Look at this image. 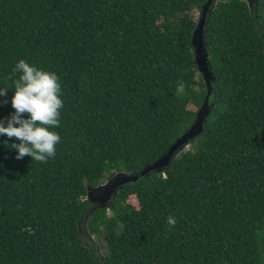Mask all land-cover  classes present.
Wrapping results in <instances>:
<instances>
[{"label": "trees", "instance_id": "1", "mask_svg": "<svg viewBox=\"0 0 264 264\" xmlns=\"http://www.w3.org/2000/svg\"><path fill=\"white\" fill-rule=\"evenodd\" d=\"M249 1L206 17L202 133L91 216L95 243L87 183L153 164L197 120L209 87L194 12L208 0H0V117L20 59L59 76L65 104L48 164L0 136V264H264V0Z\"/></svg>", "mask_w": 264, "mask_h": 264}, {"label": "clouds", "instance_id": "2", "mask_svg": "<svg viewBox=\"0 0 264 264\" xmlns=\"http://www.w3.org/2000/svg\"><path fill=\"white\" fill-rule=\"evenodd\" d=\"M13 72L19 73L11 88L14 89L11 97L14 111L0 117V136L17 138L19 142L4 141L16 150L17 159L29 155L36 163L48 164L56 158L62 143L61 137L50 131L62 127L65 104L61 79L55 73L24 59L15 63ZM183 87L182 83L179 84L178 91H182ZM8 90L0 87V97L5 98L0 103H8ZM167 223L175 225L176 218L168 216Z\"/></svg>", "mask_w": 264, "mask_h": 264}, {"label": "water", "instance_id": "3", "mask_svg": "<svg viewBox=\"0 0 264 264\" xmlns=\"http://www.w3.org/2000/svg\"><path fill=\"white\" fill-rule=\"evenodd\" d=\"M214 0H208L207 4L203 7L202 20L197 23V29L193 37V45L195 47V60L199 71L202 73L207 86L209 87L207 98L198 112L197 120L194 122L189 132L182 136L177 142L171 146L168 152L155 161L153 164L145 166L142 170L138 172H117L113 177L109 178L107 183H102L96 187L91 186L87 183L88 195L87 200L92 204L97 202L95 196L99 192L105 196L104 200L110 199L108 205L97 206L94 213L100 209L110 208L113 200L118 196V194L123 189L124 185L131 182H136L140 177L146 176L150 173H162L166 168L172 166L174 160L178 155L183 152V148L190 143V140L200 135L203 131V124L206 121V117L209 114L210 108L208 106V96L210 93L211 82L214 80L213 73L211 71L210 64L208 62L209 54L206 50V43L204 41L203 30L205 27L206 13L210 12V6ZM202 41V42H201ZM204 43V45H203ZM113 196V197H112ZM101 202V201H99ZM91 210V209H90ZM91 213V211L89 212Z\"/></svg>", "mask_w": 264, "mask_h": 264}, {"label": "rangeland", "instance_id": "4", "mask_svg": "<svg viewBox=\"0 0 264 264\" xmlns=\"http://www.w3.org/2000/svg\"><path fill=\"white\" fill-rule=\"evenodd\" d=\"M216 1H218V0H214V2H216ZM249 3H250V1L249 0H247ZM250 5H251V3H250ZM209 14V11L206 13V15H208ZM202 16H203V11L201 12V11H195L194 12V18H195V20H196V22L197 23H199L200 22V20H202ZM202 42V41H201ZM203 45H204V43H203ZM199 73L202 75V73H201V71H199ZM189 108L190 109H192V110H196V107L195 106H193V105H190L189 106ZM190 144H188V145H186L184 148H183V151H186V150H188L189 148H190V146H189ZM109 179H107L104 183H107V181H108ZM113 197V196H112ZM95 198L97 199V202L96 203H92V207L90 208L91 210V213H87L86 214V216H85V220H86V222H85V226H83L82 228H81V232H82V234L86 237V238H88V239H90V240H92L93 242H95V243H97V241H96V238H95V236H93V234L90 232V230H89V228H88V221H89V219L91 218V216L93 215V213H94V211H95V209H96V207L97 206H103V205H108V203H109V201H110V199H103V198H105V196L102 194V192H99L98 194H97V196H95ZM99 201H101V202H99ZM133 201H134V199H133ZM98 250H99V253H100V255L103 257V254H106L107 253V248H106V245H105V243L104 242H100L99 243V245H98Z\"/></svg>", "mask_w": 264, "mask_h": 264}]
</instances>
